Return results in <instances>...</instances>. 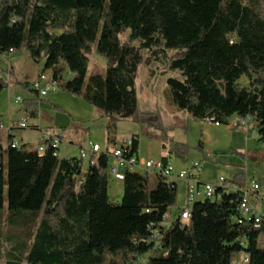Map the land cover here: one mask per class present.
I'll use <instances>...</instances> for the list:
<instances>
[{"label": "trees", "instance_id": "trees-1", "mask_svg": "<svg viewBox=\"0 0 264 264\" xmlns=\"http://www.w3.org/2000/svg\"><path fill=\"white\" fill-rule=\"evenodd\" d=\"M127 31L129 42L123 43L120 36ZM134 42L155 57L176 52L169 69L181 79L166 83L178 110L221 125L236 115L250 116L264 143V0H0V52L25 49L35 61L44 59L43 72L52 71L61 90L82 96L114 120L138 116L142 58ZM93 49L108 68L85 88ZM67 72L72 78L64 77ZM242 78L249 87L239 86ZM16 84L32 93L23 110L38 119L43 99L28 84ZM9 87L0 78V93ZM144 117L163 127L158 113ZM9 140L6 149L0 145V212L9 213L10 223L26 218L36 224L26 264H106L109 255L115 264H136L145 255L144 264H232L235 253H245L248 264H264L258 247L264 219L261 229L235 223L239 194L196 201L188 221L178 217L167 225L164 215L176 205V184L162 177L153 184L148 175L126 172L122 201L113 204L107 156L84 171L82 160L59 158L52 147L41 155L13 148ZM129 151L138 155L136 138ZM151 225L160 235L157 242Z\"/></svg>", "mask_w": 264, "mask_h": 264}, {"label": "rangeland", "instance_id": "rangeland-1", "mask_svg": "<svg viewBox=\"0 0 264 264\" xmlns=\"http://www.w3.org/2000/svg\"><path fill=\"white\" fill-rule=\"evenodd\" d=\"M60 33V32H58ZM130 31L122 34L120 39L123 43L129 42ZM132 46L140 54L142 61L136 75V90L138 98V116L130 119L107 117L101 110L88 104L82 96L73 95L60 90L57 94L50 95L43 99L40 106V123L42 127L50 126L59 129L64 136V144L60 149L59 156L62 159H69L76 156V150L87 148L89 143L98 144L106 148L110 141L112 147L128 144L133 138L139 141V158L159 160L170 155V162L179 169H191L195 163L200 164L201 172L199 179L203 184H217L220 177L229 180L238 172V166L247 165L248 179L258 180L264 175V151H257L259 162H244L242 157L236 153L241 151L245 154L249 147L261 146L252 138V131L249 139H246V128H236L235 136L227 133V125L218 128L206 124L201 126L199 121L194 120L188 113L178 110L172 103L171 91L167 85L168 78L181 79L178 71H170L169 61L176 54L175 51H165L159 57L151 52L143 50L140 42L132 43ZM161 50L164 48L160 47ZM89 69L85 79V88L90 80L96 76L104 77L108 68V60L96 53L93 49L88 55ZM148 60L152 66H148ZM10 65L14 68V75ZM44 70V59L35 61L29 53L22 49L4 59L0 57V78L11 84L12 88L0 93V121L8 127L11 121L17 125L23 118L24 110L22 103H16L17 98L23 101L33 98L30 91H26L22 85L16 84L34 81ZM64 77L69 79L68 72ZM239 86L249 87L247 78H242ZM53 106L58 107L57 110ZM158 113L161 117L162 128H157L150 121H143L144 117ZM35 123V122H34ZM256 124V123H255ZM257 126V124H256ZM257 128V127H256ZM257 132V129H255ZM15 135V140L21 144L26 151L35 150L38 144V132L31 127L27 129H16L11 132L0 131V145L5 148L9 144L8 134ZM258 134V132H257ZM206 142V149L215 158L208 160L203 151L202 142ZM264 146V145H262ZM165 154V156H164ZM168 154V155H167ZM218 158V159H217ZM88 163L83 164L86 171ZM245 169V168H243ZM234 173V174H233ZM153 184L158 180L150 176ZM115 182L109 178V195L113 204H120L123 197V185L119 189L114 187ZM177 202L171 208L174 220L180 214V210L186 206V186L183 181H177ZM199 201V200H197ZM193 204L191 205V208ZM11 217L5 211L0 212V264L7 261L18 260L27 263L35 241L36 232L31 229L36 224H31L26 218L10 223ZM39 225V224H37ZM38 229V228H37ZM37 231V230H36ZM258 247L264 249V230L262 231ZM247 255L235 253L232 256V264H244ZM149 255L142 256L138 263L147 262ZM106 264H115L114 257L107 256Z\"/></svg>", "mask_w": 264, "mask_h": 264}, {"label": "built area", "instance_id": "built-area-1", "mask_svg": "<svg viewBox=\"0 0 264 264\" xmlns=\"http://www.w3.org/2000/svg\"><path fill=\"white\" fill-rule=\"evenodd\" d=\"M15 52L11 50L9 53H1L0 57L6 59ZM60 79H55L52 71L41 72L38 77L30 83V90L36 93L40 98L44 99L50 95L57 94L61 90ZM16 103H23L21 98H17ZM31 118L25 114L23 119L19 122L18 127L30 128ZM254 119L248 116L241 118L234 116L229 120L228 125L232 128H245L250 121ZM214 126H221L220 123L215 122L214 119L202 120ZM11 127H6L0 121V131H9ZM39 134L38 144L36 150L43 155L49 148H54L55 156H59L60 149L64 144L62 134L54 129L38 128L36 130ZM259 136V135H258ZM13 148H21V144L17 141L12 142ZM131 141L122 146L112 147L109 144L106 148H101L98 144L89 143L87 148H81L78 152L79 160L88 163V167L97 164L98 157L105 155L110 159V167L108 170L109 178L114 181L123 182L126 172L138 173L153 177H162L169 184H176L177 181H183L186 186V206L180 210V217L183 221H188L190 218L191 205L197 200H211L219 201L222 199L223 193L239 194V208L238 216L234 218V222L243 226L246 222H253L256 229H261L264 216L261 215L254 203L258 199L262 186L255 180L246 181L244 183H237L234 180H229L224 177L218 179L217 184H203L198 180V174L201 171L200 164L195 163L191 169H177L169 159L166 161L161 158L159 160L140 159L138 155L130 156L129 149ZM210 157V156H209ZM82 182H80L81 184ZM177 217V218H178ZM165 224L170 225L174 220L172 210L164 215ZM153 232V241L157 242L160 238L158 231L154 225L150 226ZM244 264L249 263V257L246 256Z\"/></svg>", "mask_w": 264, "mask_h": 264}, {"label": "crops", "instance_id": "crops-1", "mask_svg": "<svg viewBox=\"0 0 264 264\" xmlns=\"http://www.w3.org/2000/svg\"><path fill=\"white\" fill-rule=\"evenodd\" d=\"M10 68L12 69V71H10V72H13V75L15 74L14 73V68H13V66L12 65H10ZM70 77H72V75H70ZM37 78V77H36ZM15 82H20V80H17V81H15ZM22 83V82H21ZM31 83V82H30ZM29 83V84H30ZM22 84H28V82H24V83H22ZM11 88H12V86H11V84H10V87H9V91L11 90ZM32 98V97H31ZM42 106V105H41ZM41 106H40V108H41ZM23 114H24V116H25V112H23ZM23 116V117H24ZM23 119V118H22ZM21 119V120H22ZM40 111H39V118L38 119H32L31 120V124H30V127H34V126H36L37 128H41V129H46V128H50V129H54V130H57V131H59L61 134H62V132L59 130V129H57V128H55V127H50V126H45V127H42L41 126V123H40ZM35 122V123H34ZM199 123L201 124V126H204V125H206V124H208V123H206V122H203V121H199ZM18 124H19V122L17 123V125H14V124H12L11 123V121H10V123H9V126L8 127H11V130H9V131H7V132H11V131H13V130H16V129H18V130H20V129H27V128H21V127H18ZM210 125H212V124H210ZM215 127H217V126H215ZM220 127H222V125L221 126H219L218 128H220ZM257 126H256V124H255V121L253 120V121H250L249 123H248V125L245 127L246 129H247V132L246 133H241V134H246V136H247V138L246 139H249V137H248V135H249V133L252 131V138L253 139H256V141H258L260 144H261V146H255V147H253L254 149H252V147H249L248 149H246V152H245V154H243V152H241V151H236L238 154H241L242 155V159L244 160V162H245V164H246V162H256V163H258L259 162V156H258V153H257V151L260 153V151H264V146H262V145H264V143H262L260 140H259V136H258V134H257V132H256V130L255 129H257L256 128ZM226 129V131H227V133H230V136H235V134H237L236 132H234L235 131V129L236 128H232L231 126H229V125H227V127L225 128ZM39 135V134H38ZM12 137V141H16L15 140V135H13V134H11V133H9L8 134V137ZM62 136H63V134H62ZM39 138V137H38ZM63 138H64V136H63ZM9 145V144H8ZM8 145L4 148L3 147V145H1L4 149H6L7 147H8ZM202 147H203V151H204V153L206 154V156H210V157H213L212 156V154L211 153H209L208 152V150L206 149L207 147H206V142H204V140H203V142H202ZM83 148V147H82ZM81 149V148H80ZM79 149V150H80ZM79 150H76V152H77V154H76V156H74V157H77L78 156V152H79ZM138 154H139V152H138ZM168 155V154H167ZM164 156H165V154H164ZM162 158H167V159H169L170 158V155L168 156V157H162ZM218 159V158H217ZM170 160V159H169ZM84 164V163H83ZM243 168H245V169H243ZM248 167H247V165H245V167H243V166H238V172L237 173H233L234 175V177L235 178H242V179H244V182H246L247 181V179H248V176H247V174H248V169H247ZM179 169H184L183 167H181V168H179ZM201 172V171H200ZM199 176H200V173L198 174V180H199V182H201V179H199ZM234 180V179H233ZM251 180H253V177L251 178ZM255 181H257V182H259L260 184H261V186H262V189H261V191H260V193H259V196H258V199L256 200V202L254 203V205L256 206V209H257V211L261 214V215H263L264 216V175L260 178V179H258V180H255ZM114 184V187H116L117 189H119V187H120V185H123V182H117V181H115V182H113ZM209 184V183H208ZM109 197H110V195H109Z\"/></svg>", "mask_w": 264, "mask_h": 264}]
</instances>
